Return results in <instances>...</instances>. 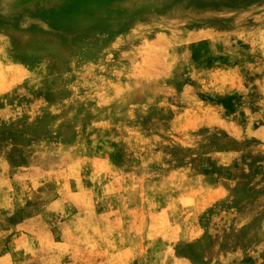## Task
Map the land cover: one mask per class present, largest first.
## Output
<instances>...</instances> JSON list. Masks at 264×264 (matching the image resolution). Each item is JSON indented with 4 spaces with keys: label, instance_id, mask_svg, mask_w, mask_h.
<instances>
[{
    "label": "rangeland",
    "instance_id": "374dc122",
    "mask_svg": "<svg viewBox=\"0 0 264 264\" xmlns=\"http://www.w3.org/2000/svg\"><path fill=\"white\" fill-rule=\"evenodd\" d=\"M75 1L0 0V264H264V0Z\"/></svg>",
    "mask_w": 264,
    "mask_h": 264
},
{
    "label": "bare ground",
    "instance_id": "6f19581e",
    "mask_svg": "<svg viewBox=\"0 0 264 264\" xmlns=\"http://www.w3.org/2000/svg\"><path fill=\"white\" fill-rule=\"evenodd\" d=\"M205 1H207V0H205ZM223 1H224V6H220V8H221L220 10H222L226 14H228V13H230L229 10L233 9V6L251 4L257 0H223ZM203 2H204V0H203ZM205 3H207V4L200 3V4H196L194 6H190L188 4V1L176 2L175 0H167L168 6H166L161 11V15L168 16L169 18H173V20H177L180 17H184L187 15L189 16L190 14H192L193 12L198 11V10L204 11V9H206L207 11H209L212 9H216V7H217L215 3L214 4H212L211 2L209 3V1L205 2ZM67 7L68 8H66V10L63 11V13L68 14L67 15L68 17L71 13H74L79 18L83 17V18H81V20L86 19L84 21L85 23H91V22H94L93 19H96L98 21H102V20H108V19L112 20V19H116V18H119L121 16H124V14L128 10L127 8H130V2H129V0H83V2L75 1V2L71 3L70 5H67ZM85 13H87L89 15L86 16ZM99 16H101V17L96 18ZM88 17H89V19H88ZM229 17H232V16L228 15V18ZM66 18L67 17H65V19ZM98 21H95V22H98ZM142 28L143 27H140V28L134 27L129 32H125V33L121 34L119 36V38L117 37L116 41L119 43H121V42L125 43L128 38L133 36L138 30H140ZM167 31H169V30H167ZM111 46H112V44H111ZM150 81H151L150 78H145V79L137 82L136 84L133 83L134 85L131 84V86H129L126 89L121 90V88H120V91L122 92V94L119 93V95H117V96L115 95L114 97H112V95H113L112 94L111 97L107 98V99H108V101H110L111 103H113L116 106L125 105L130 100H134L137 96H139V94L144 90V88H146L149 85ZM116 88H118V87H116ZM117 91H118V89H117ZM105 101H107V100H105ZM127 105H125V106H127ZM117 108H119V107H117ZM135 115H136V113H135Z\"/></svg>",
    "mask_w": 264,
    "mask_h": 264
}]
</instances>
